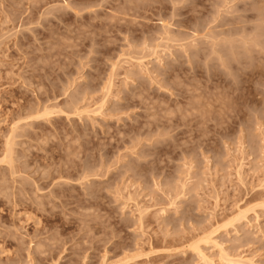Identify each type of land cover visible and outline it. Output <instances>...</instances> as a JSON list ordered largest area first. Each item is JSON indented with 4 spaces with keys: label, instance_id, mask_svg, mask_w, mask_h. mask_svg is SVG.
Masks as SVG:
<instances>
[{
    "label": "rangeland",
    "instance_id": "374dc122",
    "mask_svg": "<svg viewBox=\"0 0 264 264\" xmlns=\"http://www.w3.org/2000/svg\"><path fill=\"white\" fill-rule=\"evenodd\" d=\"M0 264H264V0H0Z\"/></svg>",
    "mask_w": 264,
    "mask_h": 264
}]
</instances>
